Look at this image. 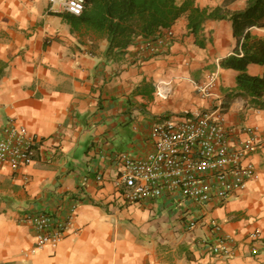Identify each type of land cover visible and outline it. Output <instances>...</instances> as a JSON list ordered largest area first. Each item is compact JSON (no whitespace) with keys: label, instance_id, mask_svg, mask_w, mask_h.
<instances>
[{"label":"crops","instance_id":"obj_1","mask_svg":"<svg viewBox=\"0 0 264 264\" xmlns=\"http://www.w3.org/2000/svg\"><path fill=\"white\" fill-rule=\"evenodd\" d=\"M247 1L195 4L239 11ZM57 8L49 0H0V61L6 64L0 139L10 125L36 139L30 164L0 166V264H264V254H250L247 238L256 228L264 235V146L249 158L256 175L221 204H196L179 193L124 204L116 194L118 155L151 151V131L165 114L221 103L232 146L249 138L250 129L264 130V98L244 95L239 71L221 64L237 45L231 21L208 19L194 34L181 17L160 53L137 43L113 59L106 57L105 36L72 31ZM250 32L264 35L263 28ZM246 71L261 76L264 65L250 63ZM212 73L210 95L202 96L197 86ZM72 203L64 238L33 250L26 218L43 211L63 216ZM191 218L199 223L190 230ZM212 221L234 238L232 257L209 252L216 239Z\"/></svg>","mask_w":264,"mask_h":264},{"label":"built area","instance_id":"obj_2","mask_svg":"<svg viewBox=\"0 0 264 264\" xmlns=\"http://www.w3.org/2000/svg\"><path fill=\"white\" fill-rule=\"evenodd\" d=\"M86 0H49L57 6V12L79 16ZM53 10V8H50ZM173 39L169 30L145 45L151 54H158ZM216 80L210 74L197 86L202 96H209ZM223 106L217 103L207 109L181 115L165 114L157 119L151 131L153 148L142 157L128 153L118 155L121 164L115 180L116 194L124 204L142 203L179 193L182 198L196 204L223 203L234 191L241 190L256 175L254 164L249 160L264 146V130L252 128L249 138L232 146L224 127ZM6 138L0 139V166L8 164L13 170L30 164L35 157L36 139L24 128L9 126ZM99 180L101 177L98 176ZM76 209L71 204L61 216L38 212L26 218L34 233L33 250L58 244L69 228ZM191 218L188 229L198 225ZM216 234L209 252L224 258L234 255L235 240L221 234L220 225L212 221ZM218 236V237H217ZM249 252L257 257L264 254V235L256 228L249 233Z\"/></svg>","mask_w":264,"mask_h":264},{"label":"trees","instance_id":"obj_3","mask_svg":"<svg viewBox=\"0 0 264 264\" xmlns=\"http://www.w3.org/2000/svg\"><path fill=\"white\" fill-rule=\"evenodd\" d=\"M60 15L72 31L86 29L107 39L106 57L120 58L133 44H149L181 17L187 20V29L197 34L208 19L231 21L237 39L234 53L224 58L223 67L239 71L237 89L259 102L264 98V74L247 73L248 64L264 65V35L256 36L251 28L264 29V0H248L246 7L229 11L223 7L201 8L195 0H86L79 16ZM6 64L0 61V77Z\"/></svg>","mask_w":264,"mask_h":264}]
</instances>
